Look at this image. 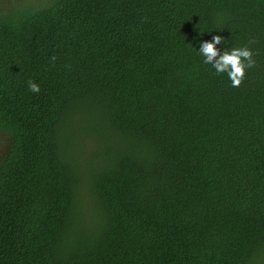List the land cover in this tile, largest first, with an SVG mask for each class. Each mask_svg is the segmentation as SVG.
I'll list each match as a JSON object with an SVG mask.
<instances>
[{"label":"trees","instance_id":"16d2710c","mask_svg":"<svg viewBox=\"0 0 264 264\" xmlns=\"http://www.w3.org/2000/svg\"><path fill=\"white\" fill-rule=\"evenodd\" d=\"M4 2L0 264H264V0Z\"/></svg>","mask_w":264,"mask_h":264},{"label":"clouds","instance_id":"9594fccd","mask_svg":"<svg viewBox=\"0 0 264 264\" xmlns=\"http://www.w3.org/2000/svg\"><path fill=\"white\" fill-rule=\"evenodd\" d=\"M223 37L216 35L212 42H202L199 53L204 57L205 64H212L217 74L227 72L232 87H239L245 77V70L255 66L253 52L248 47L232 48L220 54L216 45L222 43ZM55 61V57L51 58ZM31 92L38 93L39 85L33 81L28 82Z\"/></svg>","mask_w":264,"mask_h":264},{"label":"rangeland","instance_id":"374dc122","mask_svg":"<svg viewBox=\"0 0 264 264\" xmlns=\"http://www.w3.org/2000/svg\"><path fill=\"white\" fill-rule=\"evenodd\" d=\"M3 3H5L4 0H0V4H3ZM89 141H90V140H89ZM89 141H88V142H89ZM87 146H88V147H90V146H94V144H90V145H87Z\"/></svg>","mask_w":264,"mask_h":264}]
</instances>
